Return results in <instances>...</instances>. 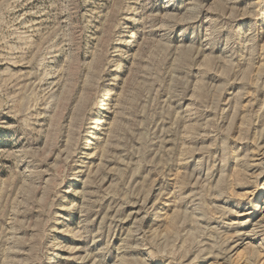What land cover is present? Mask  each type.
I'll use <instances>...</instances> for the list:
<instances>
[{
    "label": "rangeland",
    "instance_id": "rangeland-1",
    "mask_svg": "<svg viewBox=\"0 0 264 264\" xmlns=\"http://www.w3.org/2000/svg\"><path fill=\"white\" fill-rule=\"evenodd\" d=\"M0 264H264V0H0Z\"/></svg>",
    "mask_w": 264,
    "mask_h": 264
}]
</instances>
